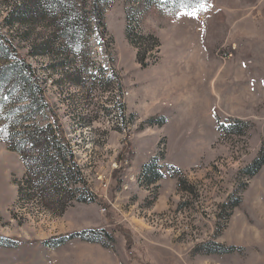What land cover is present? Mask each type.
I'll return each mask as SVG.
<instances>
[{
  "label": "rangeland",
  "instance_id": "rangeland-1",
  "mask_svg": "<svg viewBox=\"0 0 264 264\" xmlns=\"http://www.w3.org/2000/svg\"><path fill=\"white\" fill-rule=\"evenodd\" d=\"M72 1L78 9L91 0ZM174 1L168 12L181 6ZM194 5L171 20L167 6L132 12L142 68L125 38L126 0L101 3L104 35L91 22L88 39L70 44L48 0H0V38L31 66L45 104L25 97L20 80L0 83V128L30 164L26 173L0 140V237L17 242L0 247V264H264V165L242 171L264 148V0ZM183 13L202 28L212 68L202 88L192 69H178L168 79L177 102L158 93L151 104L141 92L149 79H159L155 91L166 87L156 63L173 49L170 33L181 36L171 23ZM5 57L0 50V66ZM186 93L202 96L200 107H180ZM45 124L65 136L96 201H74L87 198L76 177L44 183V147L32 138ZM155 156L162 177L150 183L142 172Z\"/></svg>",
  "mask_w": 264,
  "mask_h": 264
},
{
  "label": "trees",
  "instance_id": "trees-1",
  "mask_svg": "<svg viewBox=\"0 0 264 264\" xmlns=\"http://www.w3.org/2000/svg\"><path fill=\"white\" fill-rule=\"evenodd\" d=\"M118 0H91L86 8L75 9L76 3L72 0H48V5L51 7L50 10L54 13V17L61 15L63 17L61 24L62 32L59 34L60 38L66 41L67 43H73L79 39L86 41L89 35V23L93 22L97 30H101V36L104 35L105 24H104V9L101 8V3L106 5H111ZM171 0L170 2H172ZM71 2V3H70ZM169 2V3H170ZM186 2L195 4V8H199L201 5L209 7L210 0H175L174 3L181 4L179 8H173L172 11H169V3L164 2L163 0H126V3L130 5V8H127L124 12L125 15V38L128 43L135 48L138 52L136 55L137 63L142 67H148L146 58L144 55L140 54L139 48L137 47V42L134 37L130 34V23L132 22V12L136 8H144L148 10L150 7H157L158 10H161V6H167V12L171 15L170 20L173 19L179 12L187 9L184 4ZM183 6V7H182ZM54 9V10H52ZM50 12V11H49ZM90 20V21H89ZM8 26V25H7ZM152 39V51L156 50V53H159L160 43L156 36H150ZM0 50L5 53V64L0 66V83L4 82L6 79L9 82V79L20 80L18 83L21 84L22 89L26 88V96L31 95L35 98L36 93L39 95L41 105L45 107L43 96L39 88L38 82L35 78L34 71L31 66L26 64L21 60L16 52L10 47L7 46L6 39L0 38ZM5 43V44H4ZM12 54L8 55L7 52ZM151 52V51H150ZM149 53L146 51L145 55ZM153 63L157 61L153 59ZM63 64H61L62 66ZM8 79V80H7ZM119 87V86H118ZM166 123L164 118H161V121L158 125L163 126ZM244 125V124H243ZM233 128L230 127V131ZM36 130L40 135H36L32 140L36 143L42 144L44 147V153L41 155L40 160L42 159V170L43 174H46V180L44 183L50 188H56L61 185L69 184L74 177L77 179V183L81 184L83 191L86 190V184L83 179V174L79 169L78 165L74 161L73 152L67 142L63 133L59 130L55 131L54 127L38 125ZM48 130L50 131V138H48ZM0 140L5 143L7 149L11 152L16 153L20 161L22 162L26 173L30 171L29 157L23 153L21 146L14 143V136L9 134V131L6 128H0ZM48 153H50L48 155ZM159 158L154 157L151 161L143 167L142 178L147 177L152 174L151 178L147 179V182L157 181L162 177V174L159 172H154L159 167L158 165ZM264 165V148L260 150L257 157L252 161V163L244 168L243 173L247 176L255 175L259 169ZM150 177V176H149ZM153 179V180H152ZM24 181L31 186L32 177L29 179L25 176ZM75 184V183H74ZM68 186V185H67ZM87 198L79 195L74 198L75 202L85 203L87 201L92 202L96 201V198L91 194H88L87 190L85 191ZM72 198V199H73ZM17 246V242L13 240H7L0 237V247L11 248Z\"/></svg>",
  "mask_w": 264,
  "mask_h": 264
},
{
  "label": "crops",
  "instance_id": "crops-1",
  "mask_svg": "<svg viewBox=\"0 0 264 264\" xmlns=\"http://www.w3.org/2000/svg\"><path fill=\"white\" fill-rule=\"evenodd\" d=\"M184 16H187L186 13L178 15L171 23L172 27H178V32H181V36H176L174 33H170L171 36L168 39L172 46V51L169 57L165 58L160 57L157 61V65L161 66L160 70V81L164 83L166 86L163 88V90L155 91L154 88L158 87L159 85V79L157 80H148L150 85L146 89V91H142L141 93L146 95V99L148 102H151L152 99L155 98V96L158 93H161V99L162 100H170L172 102H177L176 96L173 95V88H171L172 83L168 82L169 78L175 77L176 74H183L178 72V69L184 70L186 72V68L192 69L194 71L193 76L196 77V83L200 86V88L203 87V85L206 82L207 78H204V72H210V67L212 68V60L208 57V55L203 51L201 47V32L202 28H198L196 23L193 22L191 19L186 18ZM187 35H185V34ZM196 33H198V36L196 37ZM159 35V34H158ZM158 38V37H157ZM159 40V38H158ZM160 45L162 48L163 42L160 40ZM191 65V66H190ZM227 69V68H226ZM239 70V69H237ZM215 71H218V69H215ZM157 74V75H159ZM221 75V72L219 73V77ZM177 76V75H176ZM215 78H210V83L214 81ZM161 84V83H160ZM175 91V90H174ZM237 99V96H234ZM202 96L198 97L191 96L189 93H186L183 95V97L178 102L180 107H197V101L201 100ZM202 101V100H201ZM200 101V103H201ZM200 103L199 106L200 107ZM154 105V104H153ZM148 109L152 108V105L148 103L147 105ZM208 106V105H207ZM161 114H164L166 119L169 118V115L166 112H163Z\"/></svg>",
  "mask_w": 264,
  "mask_h": 264
},
{
  "label": "snow or ice",
  "instance_id": "snow-or-ice-1",
  "mask_svg": "<svg viewBox=\"0 0 264 264\" xmlns=\"http://www.w3.org/2000/svg\"><path fill=\"white\" fill-rule=\"evenodd\" d=\"M188 15H194V13H188Z\"/></svg>",
  "mask_w": 264,
  "mask_h": 264
}]
</instances>
